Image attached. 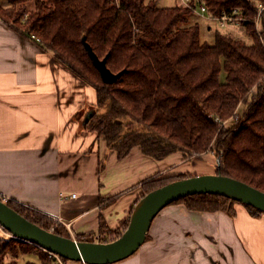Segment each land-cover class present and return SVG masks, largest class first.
Returning <instances> with one entry per match:
<instances>
[{
	"label": "trees",
	"instance_id": "1",
	"mask_svg": "<svg viewBox=\"0 0 264 264\" xmlns=\"http://www.w3.org/2000/svg\"><path fill=\"white\" fill-rule=\"evenodd\" d=\"M198 1L213 17L237 10L244 20L221 28L179 3L164 7L156 0H0V19L35 35L44 50L94 90L95 104L88 108L93 115L84 127L119 158L134 147L155 160L174 153L184 160L212 154L216 174L264 192V0ZM258 4L263 6L259 16ZM202 24L209 40L202 39ZM83 37L100 59L106 58L111 72L123 71L114 83L101 80ZM178 178L184 176L153 177L143 183L144 194ZM6 203L40 227L53 226L54 233L70 237L52 219ZM173 203L229 215L240 204L252 216L264 214L211 194ZM30 255L39 264H58L34 244L0 236V264H18Z\"/></svg>",
	"mask_w": 264,
	"mask_h": 264
},
{
	"label": "crops",
	"instance_id": "2",
	"mask_svg": "<svg viewBox=\"0 0 264 264\" xmlns=\"http://www.w3.org/2000/svg\"><path fill=\"white\" fill-rule=\"evenodd\" d=\"M94 104L90 86L0 19V195L52 219L75 240L121 231L143 183L185 161L180 153L155 160L137 147L119 158L84 127L80 115ZM60 194L75 197L62 201ZM233 210L171 203L138 250L113 264H264V214L252 216L240 204Z\"/></svg>",
	"mask_w": 264,
	"mask_h": 264
},
{
	"label": "water",
	"instance_id": "3",
	"mask_svg": "<svg viewBox=\"0 0 264 264\" xmlns=\"http://www.w3.org/2000/svg\"><path fill=\"white\" fill-rule=\"evenodd\" d=\"M83 46L104 83H114L123 71L111 72L106 58L100 59L82 38ZM93 115L88 111L86 124ZM195 194L223 196L264 213V192L240 180L220 174L178 179L144 194L133 206L127 226L109 242L78 241L46 230L29 221L0 199V227L11 238L34 244L61 259L84 264H113L134 254L145 242L152 220L172 202Z\"/></svg>",
	"mask_w": 264,
	"mask_h": 264
},
{
	"label": "rangeland",
	"instance_id": "4",
	"mask_svg": "<svg viewBox=\"0 0 264 264\" xmlns=\"http://www.w3.org/2000/svg\"><path fill=\"white\" fill-rule=\"evenodd\" d=\"M156 1L158 2V4L160 6H166V7L174 5V4H178V3L181 4L180 0H156ZM198 18H201V17H198ZM258 26H259V24H258ZM212 27H216V24L212 23ZM234 27L235 26L230 27V29H234ZM255 27H256V25H255ZM237 28L239 29L240 27H237ZM201 36H202V39H207V40H209L211 37V33L205 31L203 24L201 25ZM222 78H223V76H222ZM100 112H103V110H100ZM86 113H81L80 117L83 116L85 118ZM229 123H231L230 120L227 122V124H229ZM208 165L210 166V168H206ZM203 174H216V158L212 154L211 155L205 154L204 156H201L200 159L199 158L187 159L184 161L183 166L181 168L178 167L177 169L170 171V175L178 176V177L184 176V178L196 176V175H203ZM30 210L31 209H29L27 211H30ZM127 223H126V226H127ZM124 229L125 228H123L121 231H119V233L121 234ZM49 230L53 231V226L50 227ZM1 235L4 237H7V238L10 237L9 234L5 230H3L2 228L0 229V236ZM117 235H118V232L112 233V234L107 235V236L106 235H104V236L98 235L96 237L97 241H94V242H109V241L116 239L118 237ZM28 261H32V262L39 264L38 258L36 256H33V255L20 257L18 264H25Z\"/></svg>",
	"mask_w": 264,
	"mask_h": 264
},
{
	"label": "built area",
	"instance_id": "5",
	"mask_svg": "<svg viewBox=\"0 0 264 264\" xmlns=\"http://www.w3.org/2000/svg\"><path fill=\"white\" fill-rule=\"evenodd\" d=\"M115 2H117V0H115ZM180 2L183 6L188 7L193 13H195L196 15L201 17L202 19H204L206 21H214L221 28H224L227 24H238L239 22L244 20L242 17L238 16L237 10H233L229 14H223L220 17H213L207 13L206 7L203 4L199 3L198 0H195L193 3H191V0H180ZM257 7H258V16H259L260 12L263 9V6L258 4ZM253 22L256 25V27H258V24H259L258 18H256V20ZM31 38H33L39 42V39L35 35L32 34ZM234 118L236 119L237 116H235ZM74 197H75V194H71L69 196L64 195V194H60L59 198L62 201H67L68 199H71ZM0 199L4 202H6V200H9L7 197L1 196V195H0ZM0 229H1V227H0ZM51 255L54 257L55 261L58 264H64L60 257H58L57 255H53V254H51Z\"/></svg>",
	"mask_w": 264,
	"mask_h": 264
}]
</instances>
